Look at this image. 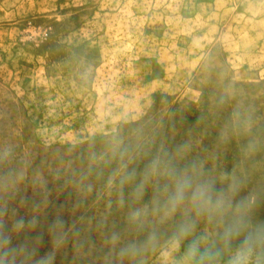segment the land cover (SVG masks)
Instances as JSON below:
<instances>
[{"label":"rangeland","instance_id":"obj_1","mask_svg":"<svg viewBox=\"0 0 264 264\" xmlns=\"http://www.w3.org/2000/svg\"><path fill=\"white\" fill-rule=\"evenodd\" d=\"M173 172L264 222V0H0V264H177Z\"/></svg>","mask_w":264,"mask_h":264},{"label":"clouds","instance_id":"obj_2","mask_svg":"<svg viewBox=\"0 0 264 264\" xmlns=\"http://www.w3.org/2000/svg\"><path fill=\"white\" fill-rule=\"evenodd\" d=\"M171 190L165 186L162 204L165 215L183 209V218L172 237V246L185 241L177 264H264V222H254L247 200L233 203L240 183L233 180L227 190L212 181H198L190 175L170 174ZM217 229L214 236L197 233L199 221Z\"/></svg>","mask_w":264,"mask_h":264}]
</instances>
